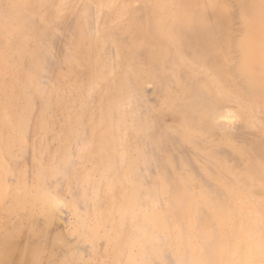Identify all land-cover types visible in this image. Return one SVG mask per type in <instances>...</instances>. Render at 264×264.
Instances as JSON below:
<instances>
[{"label": "rangeland", "instance_id": "rangeland-1", "mask_svg": "<svg viewBox=\"0 0 264 264\" xmlns=\"http://www.w3.org/2000/svg\"><path fill=\"white\" fill-rule=\"evenodd\" d=\"M211 1L0 0V264H212L241 191L264 264V108Z\"/></svg>", "mask_w": 264, "mask_h": 264}, {"label": "bare ground", "instance_id": "bare-ground-1", "mask_svg": "<svg viewBox=\"0 0 264 264\" xmlns=\"http://www.w3.org/2000/svg\"><path fill=\"white\" fill-rule=\"evenodd\" d=\"M236 1L238 2L237 4L239 6L238 13H239L240 19L243 20V23L246 28L244 36L237 43V47L241 53V57H240L241 59L237 67V73L246 82L247 90L249 91V93H251V95L256 96V98L259 99L258 104H259V107L261 108L260 110H263L264 108V0H236ZM211 2H208V5H210ZM213 8H211L212 11L214 10ZM212 11L209 12L210 15H212ZM221 14L224 15L225 11L224 13H221ZM228 16L229 15H227L226 17L224 16H221V17H224L223 20L227 22ZM201 22L202 21H200V23ZM229 71L231 72V70ZM1 108L3 107L0 106V112L2 110ZM3 109L6 111L5 108ZM1 113L3 114V110ZM4 114L6 113L4 112ZM3 115L1 116V117H5L3 119L9 120L8 118H6V116H3ZM3 119L0 118V123ZM3 121L0 124L1 126L3 124H5L6 126L9 124L8 122L4 123ZM9 125H12V123H10ZM0 140H1V135H0ZM190 190L188 189V191ZM191 191H193V187ZM238 194L240 195V197L237 199V202L240 205L236 207L235 209L236 214L234 215H227L226 217H224V216H221L223 213L217 214V213H220V211H217L218 208L215 205V208L217 209H214V210H216L217 213L214 215V217L221 221L220 222L221 229L224 228L228 230H226V232L223 234L224 240L220 241V245H218L216 249L215 256L211 257L212 264H227V263L233 264L231 263L232 261L231 262L229 261V259L233 255L234 256L238 255V258L242 261V264H251V260L259 255L257 253L261 252V243L251 238V234H253L252 232H254L255 229L257 228L256 226H258L254 222L255 218L251 219V217L253 216L252 214L254 212V209L251 208L249 205H247V195L244 192L241 191V193L238 192ZM195 195L197 194H194V198L197 197ZM194 198L189 197L190 202ZM233 202H236V201L234 200ZM156 214L157 213H155L154 215L152 214V215L156 218L155 216ZM157 217H158L157 220L161 219L160 214ZM154 220L155 219H153L152 221ZM160 224L162 223L160 222ZM207 237L209 238L210 236L208 235ZM192 241L190 242L192 243ZM226 255H228V257H226ZM224 257L226 258L224 259Z\"/></svg>", "mask_w": 264, "mask_h": 264}]
</instances>
